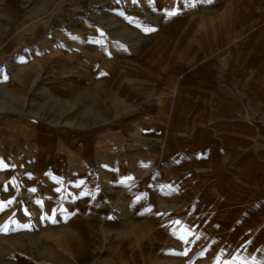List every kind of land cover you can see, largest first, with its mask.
Segmentation results:
<instances>
[{
    "label": "rangeland",
    "instance_id": "374dc122",
    "mask_svg": "<svg viewBox=\"0 0 264 264\" xmlns=\"http://www.w3.org/2000/svg\"><path fill=\"white\" fill-rule=\"evenodd\" d=\"M0 102V264H264V0H0Z\"/></svg>",
    "mask_w": 264,
    "mask_h": 264
},
{
    "label": "crops",
    "instance_id": "0c3cea01",
    "mask_svg": "<svg viewBox=\"0 0 264 264\" xmlns=\"http://www.w3.org/2000/svg\"><path fill=\"white\" fill-rule=\"evenodd\" d=\"M57 35H59V31L58 30H52L50 32H48V34L45 36V39H48L49 37L50 38H56ZM52 44H54V42H51ZM3 106V107H2ZM7 108H16L12 103H5V102H0V110H4V109H7ZM138 130L140 132V136H137L135 134V131ZM133 131V134L136 135V137H139L143 140H146V141H149V142H155V143H159L160 142V139L157 138V137H148V136H142L141 135V131L139 129H136ZM101 139H99V142L98 143H101Z\"/></svg>",
    "mask_w": 264,
    "mask_h": 264
},
{
    "label": "bare ground",
    "instance_id": "6f19581e",
    "mask_svg": "<svg viewBox=\"0 0 264 264\" xmlns=\"http://www.w3.org/2000/svg\"><path fill=\"white\" fill-rule=\"evenodd\" d=\"M2 107H3V106H2ZM135 134H136L137 136H140V132H139L138 130L135 131ZM136 135H135V136H136Z\"/></svg>",
    "mask_w": 264,
    "mask_h": 264
}]
</instances>
